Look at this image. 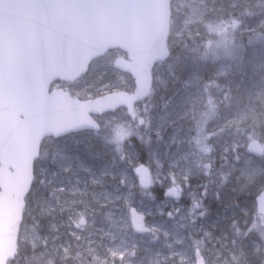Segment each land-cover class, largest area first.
I'll return each mask as SVG.
<instances>
[{
  "label": "rangeland",
  "instance_id": "rangeland-1",
  "mask_svg": "<svg viewBox=\"0 0 264 264\" xmlns=\"http://www.w3.org/2000/svg\"><path fill=\"white\" fill-rule=\"evenodd\" d=\"M173 11L174 58L208 56L220 79L241 55L251 72L248 81L241 79L246 86L225 79L205 87L196 72L188 83L178 79L180 85L168 67L158 66L155 89L136 110L150 127H136L121 110L99 119V140L87 134L48 140L38 168L39 189L48 195L40 208L27 209L20 241L26 249L46 250L13 264H195L197 248L208 264H264V227L251 198L264 190V158L247 151L253 139L264 144V0H175ZM121 57L113 51L81 82L61 86L83 98L131 93L134 81L115 67ZM137 134L151 135L143 152L135 148ZM102 148L99 165H107L97 173L82 159L95 161ZM141 161L149 168L148 188L135 172ZM171 187L181 190V200L164 199ZM132 207L148 216L146 235L133 230ZM82 220L88 224L78 231ZM47 231H54L57 246V239L39 233ZM80 238L86 253L74 255L64 239Z\"/></svg>",
  "mask_w": 264,
  "mask_h": 264
},
{
  "label": "water",
  "instance_id": "water-1",
  "mask_svg": "<svg viewBox=\"0 0 264 264\" xmlns=\"http://www.w3.org/2000/svg\"><path fill=\"white\" fill-rule=\"evenodd\" d=\"M172 0H0V264L17 256L25 199L34 182V163L46 137L99 130L91 115L127 107L152 86L151 71L169 58L167 34ZM121 48L135 68L122 61L137 89L133 97L113 94L78 101L64 91L48 93L55 80L72 81L94 58ZM264 149L256 141L249 148ZM148 183L145 166L137 169ZM166 197L179 199L177 189ZM264 217V192L256 199ZM133 228L146 233V217L131 210ZM197 264H206L197 250Z\"/></svg>",
  "mask_w": 264,
  "mask_h": 264
},
{
  "label": "trees",
  "instance_id": "trees-1",
  "mask_svg": "<svg viewBox=\"0 0 264 264\" xmlns=\"http://www.w3.org/2000/svg\"><path fill=\"white\" fill-rule=\"evenodd\" d=\"M239 53V52H238ZM199 58H192L188 60H183V59H173L168 63V71L169 74H171L174 79L178 80L181 79L182 82H185L187 79L191 78L193 74L200 73L201 76H203L204 84L205 86L211 87L213 85V82H216L217 84H220V81L216 78L217 74L219 73L220 70H217L216 66L209 62V57L208 56H197ZM248 58H250V54H248ZM233 63L229 64H234L231 69L232 73H229V75H226L225 77L222 78L224 81L225 79L228 80V83H232L235 86L239 87H245L246 85L241 82V79H244L245 81L249 80V77L251 76V72L249 69H247V60L245 59L242 62V56L238 55L235 56ZM241 63V65L239 64ZM245 72H247L245 74ZM264 73V70H263ZM230 79V80H229ZM249 95L248 91H245L242 93V101L245 100V97ZM145 161H141L139 163H144ZM163 196V194H162ZM34 205V198L33 195H30L28 198V207L29 209ZM26 218V222H27ZM33 255L32 250L26 249L24 246L21 245L20 243V248H19V259L20 260H27L29 257Z\"/></svg>",
  "mask_w": 264,
  "mask_h": 264
},
{
  "label": "flooded vegetation",
  "instance_id": "flooded-vegetation-1",
  "mask_svg": "<svg viewBox=\"0 0 264 264\" xmlns=\"http://www.w3.org/2000/svg\"><path fill=\"white\" fill-rule=\"evenodd\" d=\"M81 230H84V228H81ZM82 239H83V238H80L79 241H81ZM59 243H60V241L56 242L55 245H57V244H59ZM64 244L67 245L66 243H64ZM65 245H64V246H65Z\"/></svg>",
  "mask_w": 264,
  "mask_h": 264
}]
</instances>
